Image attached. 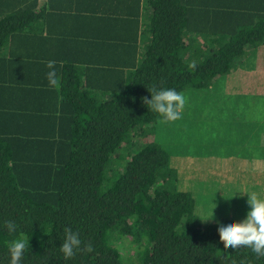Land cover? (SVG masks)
Wrapping results in <instances>:
<instances>
[{
	"label": "trees",
	"instance_id": "obj_1",
	"mask_svg": "<svg viewBox=\"0 0 264 264\" xmlns=\"http://www.w3.org/2000/svg\"><path fill=\"white\" fill-rule=\"evenodd\" d=\"M261 45L264 0H0V264L21 232V264H264L219 239L245 218H200L141 100L214 85ZM65 227L94 251L65 260Z\"/></svg>",
	"mask_w": 264,
	"mask_h": 264
},
{
	"label": "rangeland",
	"instance_id": "obj_2",
	"mask_svg": "<svg viewBox=\"0 0 264 264\" xmlns=\"http://www.w3.org/2000/svg\"><path fill=\"white\" fill-rule=\"evenodd\" d=\"M256 72L239 63L214 85L186 88L183 116L159 122L153 133L170 153L178 188L193 192L205 224L246 218L245 193L264 195V81L258 79L264 74ZM120 245L127 254V241Z\"/></svg>",
	"mask_w": 264,
	"mask_h": 264
},
{
	"label": "clouds",
	"instance_id": "obj_3",
	"mask_svg": "<svg viewBox=\"0 0 264 264\" xmlns=\"http://www.w3.org/2000/svg\"><path fill=\"white\" fill-rule=\"evenodd\" d=\"M56 63L55 60L46 62L48 69L46 79L51 88L60 86ZM189 68L194 71L196 68L195 62L189 64ZM148 91L151 93V99L148 97L141 98L148 110L158 114L165 121H175L181 118L186 104L183 92H178L174 88L157 89L155 86L148 89ZM245 194L248 197L247 204L250 209L246 214V218L227 225L219 224L217 228L219 239L225 249L248 248L257 258H264V195L256 191L246 192ZM4 226L9 233L16 232L18 227L11 220L4 221ZM64 233L65 238L60 246V251L63 253L65 260L73 258L77 251L88 253L94 251L91 243L84 244L82 248L83 241L80 239L79 233L73 232L70 227H65ZM7 247L10 254L9 264H21L24 252L29 247V239L21 232L17 239L7 243ZM232 264H235V261Z\"/></svg>",
	"mask_w": 264,
	"mask_h": 264
},
{
	"label": "crops",
	"instance_id": "obj_4",
	"mask_svg": "<svg viewBox=\"0 0 264 264\" xmlns=\"http://www.w3.org/2000/svg\"><path fill=\"white\" fill-rule=\"evenodd\" d=\"M42 1V0H41ZM147 12H148V10H147ZM144 24L146 23V22H143ZM143 23H142V25H143ZM147 36V35H146ZM148 37V36H147ZM146 37V38H147ZM141 43H143V41H141ZM249 55H250V61L253 63V67L254 68H256L257 67V71H260V72H256V73H259L260 75H263L264 74V45H261V46H259L258 48H250L249 49ZM35 57V56H34ZM253 57V58H252ZM248 58H246L245 59V57H244V60H248ZM37 61H35V62H33V69H35V70H37L40 66H43V70H44V62L42 61H38L37 62V65L36 64H34V63H36ZM245 62L246 61H240L239 63H241L243 66L245 65ZM29 66H30V64L28 65L27 64V67L29 68ZM250 66H252V64L250 65ZM249 66V68H251ZM246 67H248V66H246ZM259 68L261 69V70H259ZM42 70V71H43ZM263 71V72H262ZM33 72V71H32ZM35 73H38V72H35ZM247 75H249V73H251L249 70H247ZM254 74V73H253ZM251 78V77H250ZM218 79H220V78H218ZM218 79L217 80H215V82L214 83H218ZM258 79H259V81L261 82V81H264V77L263 76H258ZM256 81L257 80H255V83H256Z\"/></svg>",
	"mask_w": 264,
	"mask_h": 264
}]
</instances>
